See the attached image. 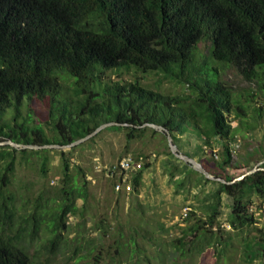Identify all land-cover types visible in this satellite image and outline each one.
Instances as JSON below:
<instances>
[{
  "label": "trees",
  "instance_id": "obj_1",
  "mask_svg": "<svg viewBox=\"0 0 264 264\" xmlns=\"http://www.w3.org/2000/svg\"><path fill=\"white\" fill-rule=\"evenodd\" d=\"M203 42L209 44L212 58L222 68H234L246 80L258 81L264 90V0H0V117L15 110V124H3L0 138L26 145H69L102 124L117 122L128 124L112 127L126 131L128 142L149 130L157 134L153 128L142 127L150 123L169 130L178 147L180 137L188 132L206 147L212 145V140L224 144L248 125L246 119L252 106L243 104L221 80L219 67H196V51ZM131 69L144 74L162 73L186 84L191 94L167 95L144 87L138 80L107 79L108 71ZM59 73L76 79L75 97L81 99L73 109V100L62 98L67 84L60 81ZM26 99L48 100L49 112L51 116L55 114V138L48 137L43 125L30 127L17 122ZM98 99L104 102L98 104ZM106 105L113 117L88 119L89 114L96 118ZM260 111L263 109L254 108L258 117L254 115V119L263 117ZM232 117L239 119L237 129L231 125ZM248 130H254V126ZM53 151L0 147V162L7 159L0 176V264H31L21 243L23 232L12 230L16 198L7 188L16 171L15 154L39 156L41 173L47 177ZM60 153L63 176L57 196L46 201L49 206L43 205L44 198L40 197L33 216L34 233L39 230L38 219L49 218L47 230L54 250L63 245L69 218H85L84 209L90 199L87 175L80 167L74 171L66 152ZM183 154L194 158L187 152ZM224 157V164L231 165L229 146H225ZM149 167L144 164L131 178L133 198L138 203L144 172ZM109 179L115 189L118 179ZM201 181L214 185L203 199L208 219L199 220L190 232L185 231L183 238L175 240L176 247L181 248L186 237L193 235L196 239L191 242L190 254L193 250L203 253L215 248L216 231H221L220 226L215 229L222 217L223 195L230 200L228 223L232 230L244 233L256 229L264 241V228H255L257 218L250 211L256 197L264 199V170L233 184L214 181L200 173ZM74 189L83 197L81 207ZM137 214L144 216L142 211ZM100 224L104 240L110 227H106V221ZM139 228L131 230V244L116 241L109 248L122 258L130 255L134 264H151L149 257L142 258L145 249L138 238L149 241L152 234ZM257 245V249L249 251L250 263L263 256L264 245ZM96 259L101 258L98 255Z\"/></svg>",
  "mask_w": 264,
  "mask_h": 264
},
{
  "label": "rangeland",
  "instance_id": "obj_2",
  "mask_svg": "<svg viewBox=\"0 0 264 264\" xmlns=\"http://www.w3.org/2000/svg\"><path fill=\"white\" fill-rule=\"evenodd\" d=\"M206 64L219 67L221 80L236 97H240L243 104L252 106L246 119L248 125L242 127V131H238L235 136L225 140L224 144L212 140V145L208 147L201 139L188 132L180 137L178 149L182 153L194 155L193 159L201 163L214 178L220 177L230 181L254 167L264 166V90L258 81L246 80L234 68H222V65L212 58L209 44L203 42L196 51L195 65L200 68ZM58 76L61 82L67 84L62 98L73 100L71 107L73 109L81 99L75 97L73 83L75 84L76 79L67 73H59ZM106 76L113 82L138 80L144 87L167 95L191 94L186 84L173 81L162 73L144 74L131 69L108 71ZM47 102L48 100L41 102L26 99L23 115L17 122L30 127L43 125L48 137L55 138L53 126L55 114L51 116ZM96 102L101 104L104 100L98 99ZM254 108L263 109L260 111L262 118L254 119ZM14 117L15 110H8L0 117V127L3 124L14 125ZM74 117L79 120L78 116ZM111 117L113 112L106 105L96 118L89 114L88 119L96 121ZM231 121L232 127L237 129L239 119L232 117ZM251 126H254V130H248ZM112 127L101 130L71 148L53 149L47 177L41 173L42 159L39 156L23 155L20 152L15 154L18 160L16 171L7 188L16 198V215L12 221V230L23 232L21 243L31 257V264H134L130 255L122 258L109 247L116 241L131 244V230L134 227L140 229L139 226L152 234L149 241L141 236L138 238V242L145 249V252L142 251L144 252L142 258L149 257L151 264H264V253L253 263L249 262L251 256L249 251L257 249L258 242L264 245L260 232L253 229L238 233L229 226L230 202L228 199L224 200L226 195L222 196V217L215 229L221 227L220 232L216 231L215 240L218 243L215 248L205 249L203 253L193 250L190 254L191 242L196 239H193V235L186 237L181 248L176 247L175 240L183 238L185 231L190 232L199 220L208 219L206 209L202 207L203 199L214 185L199 182L200 173L193 166H187L183 160H176L170 156L169 153L172 152L164 133L158 131L154 134L149 130L134 141L128 142L126 131ZM225 146H229L232 154L231 165L224 164ZM60 150L66 152L74 171L76 167H80L87 175L90 199L84 209L85 218L75 216L69 218L68 229L63 233V245L54 250L50 245V234L47 230L49 218H39L37 224L39 230L34 233L33 216L40 197L44 198L43 205L49 206L46 201H51L57 196L63 176V157ZM127 157L150 166L144 172L143 185L138 195L139 203L133 198V189L117 193L102 169ZM6 160L0 162V176L3 174ZM74 196L81 207L83 205L81 193L74 189ZM252 208L257 218L255 228L260 229L264 225V199L256 197L255 205L250 211ZM141 211L144 214L143 218L140 214V217L138 214L135 215ZM102 221H106V227H110L104 240H101L104 231V228L100 230L103 227V224L100 226ZM98 255L100 260L96 259ZM136 257L138 258L137 254Z\"/></svg>",
  "mask_w": 264,
  "mask_h": 264
},
{
  "label": "water",
  "instance_id": "obj_3",
  "mask_svg": "<svg viewBox=\"0 0 264 264\" xmlns=\"http://www.w3.org/2000/svg\"><path fill=\"white\" fill-rule=\"evenodd\" d=\"M111 126H128V124H120L117 122H109V123L102 124L94 132H92L91 134H89L85 138L77 140V141H75L69 145H26V144L17 143L11 139L0 138V147L10 146L16 150L67 149V148H71V147L75 146L76 144H79V143L89 139L90 137L99 133L101 130H103L107 127H111ZM142 127H150V128H153L157 131L164 133L167 136V139L169 142V147L171 149L172 154L176 158L181 159L184 162L193 166V168L197 172L203 174L208 179L217 180V181H220V182L225 183V184H233V183H236L238 181L245 179L246 177L256 173L257 171L264 170L263 168H260V167H254L253 169L247 171L246 173H244L243 175H241L237 178H234L231 181H226L222 178H214L213 176L210 175L209 171L201 163L197 162L195 159H193V158H191V157H189V156H187V155H185L179 151L178 146L173 141L172 135L170 134L169 130H167L165 127H163L161 125H157V124H150V123H147V124L143 125Z\"/></svg>",
  "mask_w": 264,
  "mask_h": 264
},
{
  "label": "built area",
  "instance_id": "obj_4",
  "mask_svg": "<svg viewBox=\"0 0 264 264\" xmlns=\"http://www.w3.org/2000/svg\"><path fill=\"white\" fill-rule=\"evenodd\" d=\"M142 167L143 162L127 157L117 161L115 164L104 166L102 169L109 178L118 179V182L115 184V191L121 193L124 191H131L132 175ZM251 212H254L253 208L251 209Z\"/></svg>",
  "mask_w": 264,
  "mask_h": 264
},
{
  "label": "crops",
  "instance_id": "obj_5",
  "mask_svg": "<svg viewBox=\"0 0 264 264\" xmlns=\"http://www.w3.org/2000/svg\"><path fill=\"white\" fill-rule=\"evenodd\" d=\"M226 199H228L229 200V198L226 196V198L224 199V200H226ZM229 202H230V200H229ZM229 211H230V209H229ZM230 213V212H229Z\"/></svg>",
  "mask_w": 264,
  "mask_h": 264
}]
</instances>
